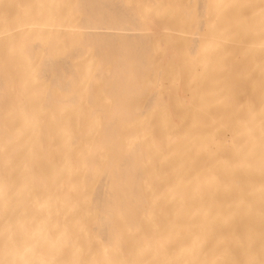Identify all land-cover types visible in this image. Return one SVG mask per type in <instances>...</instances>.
I'll list each match as a JSON object with an SVG mask.
<instances>
[{
    "label": "bare ground",
    "instance_id": "obj_1",
    "mask_svg": "<svg viewBox=\"0 0 264 264\" xmlns=\"http://www.w3.org/2000/svg\"><path fill=\"white\" fill-rule=\"evenodd\" d=\"M263 86L264 0H0V264H264Z\"/></svg>",
    "mask_w": 264,
    "mask_h": 264
},
{
    "label": "rangeland",
    "instance_id": "obj_2",
    "mask_svg": "<svg viewBox=\"0 0 264 264\" xmlns=\"http://www.w3.org/2000/svg\"><path fill=\"white\" fill-rule=\"evenodd\" d=\"M256 81V80H255ZM257 86V85H256ZM258 86H260V85H258ZM264 87V86H263ZM253 95V94H252ZM251 97H253V96H251ZM255 97V96H254ZM263 104H264V101H260V99L258 100V101H256V107H262L263 106ZM257 115L259 116V119L261 120V121H263L264 122V114L263 113H257ZM219 139H221V138H219ZM260 186H261V188H260V191H263L264 192V187H262V186H264V180L262 179V177L260 178Z\"/></svg>",
    "mask_w": 264,
    "mask_h": 264
}]
</instances>
